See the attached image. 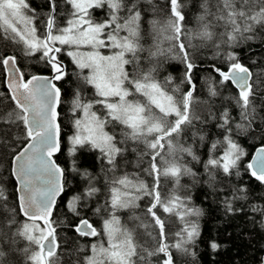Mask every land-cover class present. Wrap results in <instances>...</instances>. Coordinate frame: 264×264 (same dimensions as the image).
I'll use <instances>...</instances> for the list:
<instances>
[{
    "label": "snow or ice",
    "instance_id": "obj_1",
    "mask_svg": "<svg viewBox=\"0 0 264 264\" xmlns=\"http://www.w3.org/2000/svg\"><path fill=\"white\" fill-rule=\"evenodd\" d=\"M147 2L151 4L152 0ZM49 3L50 10L41 28L36 24L39 17L27 0H0L2 38L22 45L25 57L39 53V59L51 71L50 76H26L17 66L15 55H0V66L6 74L5 98L14 105L0 115V123L22 128L24 141L19 150L13 146L11 173L19 184L15 189L17 203H11L9 195L0 186V224L3 225L0 234L3 228L15 229L11 243L15 242V237H20L29 246L34 245V249H22L30 264H58L61 244L57 228L60 226L71 227L79 237L96 238L86 246L77 247V256L85 253L77 264H176L172 249L195 258L190 246L200 236L199 225L195 221H186L185 217H199L201 210L190 206V197H181L175 191L162 199L159 178L161 175L170 176L179 186L183 176L195 178L198 175L193 167L183 162V156L177 157L178 152L191 157L196 164L202 163L209 183L215 181L219 173L225 177H239L241 161L247 153L234 138V132L247 131L254 123V97L257 93L253 73L232 51H225V59L229 61L227 71L214 68L220 77L219 84L230 82L238 90L234 99L243 123L235 121L228 108L222 109L218 117L210 113L223 130V137L208 145L207 158L202 162L192 145L184 146L178 142L193 126V121L200 119L193 115L191 107L196 89L191 70L196 65L181 39L186 19L182 11L183 0H168L166 22L160 24L152 19L148 22V32L142 29L143 8L136 0H65L70 6V15L62 27L56 23V0H49ZM200 7L202 12L198 21L201 30L196 35L202 41L214 42L218 54L222 45L227 49L237 47L240 41L252 40L254 36L251 34L257 28H264V0H216L215 5L210 0H203ZM91 9L105 10L106 18L94 20ZM218 27L223 31L216 32ZM146 36H152L153 47L146 49L141 43ZM159 36L169 42L167 49L160 47L163 41L157 40ZM217 36L220 37L218 42ZM85 48L88 50H81ZM145 51L149 59L170 53L172 59L183 63L186 71L181 83L186 82L188 90L181 92L180 85L173 84L171 76L163 82L158 80L154 75L157 71L154 66L136 71L141 68L144 60L142 53ZM62 52L80 70L77 78L93 90L92 99L85 97L83 88L72 94L69 107L72 131L66 137L57 111L63 96L62 88L56 82L67 76L65 64L59 56ZM129 65L131 69L126 67ZM208 92L212 97L219 95L215 81L209 84ZM4 95L0 93V96ZM96 105H101L102 110L94 111ZM109 125L118 129L120 138L115 132L105 131ZM192 135L193 138L198 135L201 143L205 141L203 133ZM128 141L142 144L148 150L141 155L151 157L152 163L146 170L153 175L151 186L127 174L115 175L117 158L127 151L122 145ZM165 147L172 159H164L166 166L161 170L157 157H161ZM64 148L70 158V171L79 174L85 181L83 190H76L75 194L66 191V170L54 159ZM82 148L98 151L100 159L109 166L107 172L113 174H105L107 196L104 204L91 209L102 217L99 227L82 213V209L89 207L88 202L101 192L96 185L97 177L87 169L77 167V153ZM246 170L264 185V146L256 150ZM236 193H247V189L240 187ZM144 196L151 197L145 215L150 216L159 228L155 236L139 215L131 217L139 221L134 227L124 224L118 215L139 208L138 201ZM61 197L65 218L69 213L75 218L68 219L66 225L63 220L54 217V212L58 211L57 200ZM237 198L247 197L232 196V199ZM225 205L229 211H235L231 200L226 199ZM158 206L184 222L175 234L174 242H168L164 221L156 212ZM251 211L258 212L264 223V206L253 205ZM20 215L25 218L23 222L17 219ZM140 227L155 241L154 246H149L140 238L137 231ZM210 247L216 251L220 245L212 241ZM153 257L160 258L153 262ZM0 264H6V253L2 248Z\"/></svg>",
    "mask_w": 264,
    "mask_h": 264
},
{
    "label": "trees",
    "instance_id": "obj_2",
    "mask_svg": "<svg viewBox=\"0 0 264 264\" xmlns=\"http://www.w3.org/2000/svg\"><path fill=\"white\" fill-rule=\"evenodd\" d=\"M30 7L35 9L39 19L36 24L43 28V21L47 18L50 10L49 0H27ZM139 5H142V17L144 22L142 29L145 32L149 31V21L156 19L160 24L166 22L169 14L168 0H152L149 4L147 0H136ZM203 0H183L184 7L182 11L185 13V21L183 22L184 29L181 39L188 47L191 53V59L196 67L191 70L193 83L196 89L193 92L192 113L194 116L200 117L199 120L193 121V126L179 138V143L184 146L192 145L197 151L203 162L207 158L208 145L214 140L222 139L223 130L217 126L218 121L212 118V115L219 116L222 109L228 108L235 121H240L239 108L235 104V96L238 95V90L229 82L227 84H219L220 77L214 68H219L222 71H227L229 61L225 59V51H232L238 54L242 63H244L253 73L252 80L255 82V91L257 95L254 97V123L251 129L240 131L239 134L234 132V138L244 148L247 155L241 161L239 177H225L219 173L217 179L212 183L208 182V177L205 174L202 163L196 164L186 154L177 153V157H184L185 163H188L198 175L193 178L183 176L180 179L179 186L175 185L173 178L170 176L161 175L159 178V191L161 198L165 199L170 196L173 191L181 197H190V206L201 210L199 217L188 216L186 221H195L199 225L200 236L190 247L195 252V258L184 256L172 249L176 264H261L264 258V223H262L261 215L258 212H252L253 205L264 206V185L252 178L246 170L247 163L255 152V150L264 146V28H257L256 32L251 34L254 36L252 40L240 41L239 46L227 49L225 45L221 46L220 53L214 47V42H205L199 39L196 35L201 30V23L198 21V16L201 14L200 7ZM216 0H210L212 5H215ZM56 23L58 26H65L66 20L70 15V6L65 3V0H56ZM213 11L215 8L213 7ZM90 13L94 20L100 21L106 18V12L102 9H91ZM216 32H222V28H216ZM167 34V33H166ZM165 34V35H166ZM219 36L216 37L218 42ZM157 40L163 41L160 45L162 49L169 47V42L163 39V36L157 37ZM147 49L153 47L154 41L152 36H146L141 41ZM106 52V50L101 49ZM175 51H178L176 49ZM15 55L17 57L18 66L26 76L38 74H50V69L45 63L39 59V53L32 57H25L22 52V45L13 43L10 40L2 38L0 33V55ZM144 60L141 63V69L147 70L149 67H156L154 73L156 78L161 82L168 76L173 78V84H179L181 92L188 90L187 83H181L184 79L186 71L185 65L177 59H172L170 53L158 55L155 58L149 59L147 51L142 53ZM60 59L65 64L67 76L64 80L56 82L62 88L63 102L59 107V122L62 124L63 135L66 137L71 134V122L69 120L70 101L72 94L78 89H84V95L89 99L93 98V90L84 85L82 80L77 78V73L80 71L72 63L71 58L66 53L59 54ZM214 66V67H213ZM131 69L132 66H126ZM87 70H85V73ZM5 73L3 67L0 66V115L5 114L14 105L10 99H6L7 88L4 84ZM213 81L216 82V87L219 90V95L212 97L209 95L208 87ZM171 87V85H169ZM99 106V105H98ZM101 106V105H100ZM210 113L212 115H210ZM112 132H114L112 130ZM193 133H203L205 141L201 143L199 136L193 138ZM118 138L119 135H117ZM19 138V139H18ZM13 146L16 150L24 146L22 139V128H17L15 125L0 123V186L8 187L6 193L9 195L11 203H17L15 197L17 193L16 182L11 173ZM127 151L122 156L117 158L118 168L115 175L127 174L130 178L143 180L150 186L154 183L153 175L149 174V166L152 163L150 155H141V152L148 151L142 144H135L128 141L126 145ZM163 157V159H162ZM164 159L171 160L172 157L167 155V147L157 157V163L161 170L166 166ZM77 167L81 170L87 169L93 176L99 178L97 182L101 188V192L97 197L88 202L89 206L99 207L104 204L105 196H107V186L105 184V174L112 176L107 172L108 165L100 159L98 151L82 148L77 153ZM58 164L65 168V177L67 182L66 191L75 194L76 190L82 191L85 181L77 173L70 171L69 157L67 156L66 148H64L57 156ZM2 165L7 168H3ZM244 187L247 193H236V189ZM11 188V189H9ZM236 194L239 196L246 195V199H232ZM61 197L57 203L58 211L54 212V217L63 220L64 224L68 223V219H75L68 214L65 218V208L61 203ZM229 199L232 202V208L235 211H229L226 208L225 200ZM151 202V197L144 196L138 201L139 208L120 212L118 215L124 224L129 227H134L139 221L133 220L129 222L133 215H139L141 219L149 225V231L153 235L159 232L158 226L154 224L150 216H146V208ZM92 208L82 209V213L86 214L87 218L99 227L102 222V217L95 214ZM157 215L161 217L165 224V232L168 242H174L175 234L184 226L176 215L165 213L159 206L156 209ZM17 219L21 222L25 218L20 215ZM129 223V224H128ZM0 227H3L0 224ZM15 229L9 230L3 228V233L0 234V240L4 241L2 247L6 253V264H30L27 254L22 250L25 247L35 248L34 245L29 246L25 240L20 237L13 239ZM58 240L61 248L60 260L58 264H77V260L82 258L85 253H80L77 256L76 249L79 246H86L92 243L96 238L79 237L71 227L60 226L57 228ZM140 238L147 242L149 246H154L155 241L148 237L145 229L140 227L137 229ZM215 241L220 247L213 251L210 247V242ZM160 257H153L155 262ZM55 259V258H53ZM145 264V262H141Z\"/></svg>",
    "mask_w": 264,
    "mask_h": 264
},
{
    "label": "rangeland",
    "instance_id": "obj_3",
    "mask_svg": "<svg viewBox=\"0 0 264 264\" xmlns=\"http://www.w3.org/2000/svg\"><path fill=\"white\" fill-rule=\"evenodd\" d=\"M82 51H87L88 49H81ZM104 52V51H103ZM97 109H101L102 110V106H96L93 110L95 111V110H97ZM112 128V130L117 134V135H119V133H118V129H115V128H113V127H111ZM105 131H106V129H105ZM7 166V165H6ZM5 165L3 166L2 165V167L3 168H7ZM97 182H99V178L96 180V185L98 186V184H97ZM99 187V186H98ZM4 189L6 190V189H8V187H4ZM9 189H11V188H9ZM131 221V223L133 222V219H131L130 218V220H129V222ZM129 224V223H128ZM4 243V241H1L0 240V245H1V247H2V244Z\"/></svg>",
    "mask_w": 264,
    "mask_h": 264
},
{
    "label": "water",
    "instance_id": "obj_4",
    "mask_svg": "<svg viewBox=\"0 0 264 264\" xmlns=\"http://www.w3.org/2000/svg\"><path fill=\"white\" fill-rule=\"evenodd\" d=\"M17 66H18V64H17ZM19 67V66H18ZM38 75H45V76H50V74H38ZM234 86V85H233ZM235 87V86H234ZM236 88V87H235ZM60 107V106H59ZM59 107L57 108V111L59 112ZM60 117V116H59ZM261 147V146H260ZM259 148V147H258ZM257 148V149H258ZM256 149V150H257ZM256 150H255V152L253 153V155H252V157H251V159H250V162L252 161V158L255 156V153H256ZM59 153H57L55 156H54V159L56 160V156L58 155ZM58 163V162H57ZM13 178H14V180H15V182H16V179H15V177L13 176ZM19 187V184L16 182V188H18ZM17 195H18V193H17ZM59 199L60 198H58V200H57V203L59 202ZM262 262H264V258H263V261ZM262 264V263H261Z\"/></svg>",
    "mask_w": 264,
    "mask_h": 264
},
{
    "label": "bare ground",
    "instance_id": "obj_5",
    "mask_svg": "<svg viewBox=\"0 0 264 264\" xmlns=\"http://www.w3.org/2000/svg\"><path fill=\"white\" fill-rule=\"evenodd\" d=\"M87 99H89L87 96H85ZM96 106H98V105H96ZM112 126L111 125H109V126H107L106 127V131H109V132H112V128H111ZM69 162H70V158H69ZM105 196V198H106V195H104ZM90 208H93V206L91 207V206H89ZM58 254H60V250H58Z\"/></svg>",
    "mask_w": 264,
    "mask_h": 264
}]
</instances>
